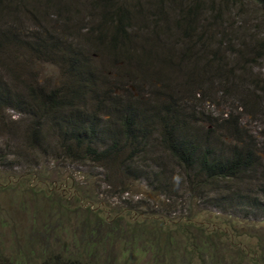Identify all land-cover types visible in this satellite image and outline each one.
Here are the masks:
<instances>
[{
	"label": "rangeland",
	"instance_id": "1",
	"mask_svg": "<svg viewBox=\"0 0 264 264\" xmlns=\"http://www.w3.org/2000/svg\"><path fill=\"white\" fill-rule=\"evenodd\" d=\"M66 262L264 264V0H0V264Z\"/></svg>",
	"mask_w": 264,
	"mask_h": 264
},
{
	"label": "trees",
	"instance_id": "2",
	"mask_svg": "<svg viewBox=\"0 0 264 264\" xmlns=\"http://www.w3.org/2000/svg\"><path fill=\"white\" fill-rule=\"evenodd\" d=\"M255 1H260V0H255ZM127 12H128L127 10L124 11V14H123L124 17H126ZM122 26H123V23L121 22V19H120L119 24L118 26H116V30H115L117 32L113 33V36H112L113 38H112V43H111V46H114L116 49H118L117 45H119L116 39L118 38L119 35L120 37L118 38V40L124 36L123 34H121V32L124 31L126 25L123 27ZM117 34L118 36L116 37ZM126 122L129 125V123H131L132 121L127 119ZM176 141H177L176 138L172 141L173 155H175L179 160L180 159L190 160L189 161L190 163H195L196 159L199 157L198 156L196 158H193L194 151H192V147L196 148L195 145L191 142L187 143L186 141H180V142L177 141L178 143H176ZM210 155L211 153L210 154L204 153V156H203L204 158L202 159V167H201V169L204 170V172L210 175L212 174V175L221 176V177L237 176V174L244 173L246 168H249L251 166V160H250L249 155L242 154L241 151L233 152V155L229 157L228 159H226L225 161H219V159L215 157H212V160H209ZM247 158H249L248 163L245 162ZM64 264H75V263L66 262Z\"/></svg>",
	"mask_w": 264,
	"mask_h": 264
}]
</instances>
